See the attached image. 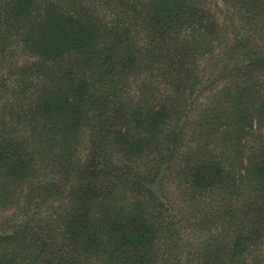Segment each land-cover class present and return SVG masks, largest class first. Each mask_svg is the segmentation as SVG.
Listing matches in <instances>:
<instances>
[{"label": "trees", "instance_id": "1", "mask_svg": "<svg viewBox=\"0 0 264 264\" xmlns=\"http://www.w3.org/2000/svg\"><path fill=\"white\" fill-rule=\"evenodd\" d=\"M19 50L0 264H264V0H0Z\"/></svg>", "mask_w": 264, "mask_h": 264}, {"label": "rangeland", "instance_id": "2", "mask_svg": "<svg viewBox=\"0 0 264 264\" xmlns=\"http://www.w3.org/2000/svg\"><path fill=\"white\" fill-rule=\"evenodd\" d=\"M30 58L24 54L21 50L15 52L14 57H0V86H3L5 81H7V88H13L17 85L18 89V80L20 79V73L18 72V67L23 66ZM16 71V72H15ZM3 92L7 90L4 87H0V91ZM12 95H5V93L0 95V113H3L4 104H7V98L12 100ZM9 115V112L7 116ZM191 210V208H190ZM189 210V211H190ZM5 214H0V220L4 217Z\"/></svg>", "mask_w": 264, "mask_h": 264}]
</instances>
